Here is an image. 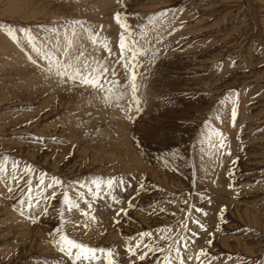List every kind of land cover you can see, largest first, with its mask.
<instances>
[{"label":"rangeland","instance_id":"obj_1","mask_svg":"<svg viewBox=\"0 0 264 264\" xmlns=\"http://www.w3.org/2000/svg\"><path fill=\"white\" fill-rule=\"evenodd\" d=\"M97 1L0 0V157H9L7 174L0 181V264H71L53 244L61 209L67 221L64 231L91 247L111 248L115 264L125 257L128 264L162 261L159 252L140 261L127 253L126 245L134 243L139 232L150 231L156 239V229L166 224L172 226L175 238L186 215L205 227L189 219L188 231H182L189 237L186 249L181 242L185 264H199L195 255L201 249L207 253L201 257L204 264H258L264 260V0H115L102 10L95 7ZM87 4L93 5L92 11ZM164 10L165 16L150 22ZM117 11L147 49L140 56L146 61L140 63L145 64L144 71L137 76L148 80L151 97V102L140 98L141 114L133 105L128 115L134 120L128 116L123 120V114L112 109L104 111V117L111 114L114 121L124 123L122 136L128 151L132 149L138 158L122 164L110 155L83 151L82 139L61 120L63 113L78 110L75 103L58 106L55 99L45 101V94L34 91L31 79L42 78L33 74L44 71L28 59L26 53L38 58L27 34L19 31L28 29L37 44H47L61 30H78L80 25L72 21L97 19L116 29L114 37L119 38ZM9 27L16 31L18 42L7 35ZM117 70L125 84L128 71L123 66ZM213 130L223 134V148L212 147L219 143ZM76 131L87 138V130ZM14 160L35 169L32 196L39 207H27V177L19 187L10 180ZM42 173L41 193L37 180ZM53 176L68 186L78 209L67 211L60 187L51 199L53 189L47 183ZM94 177L123 178L124 184L97 198L74 183ZM44 196L50 199L45 201ZM22 197L24 215L18 203ZM45 207L48 214L42 215ZM121 208L127 213L117 216ZM30 215L37 217L35 223ZM189 255L193 260H187ZM172 256L179 264L174 252Z\"/></svg>","mask_w":264,"mask_h":264},{"label":"snow or ice","instance_id":"obj_2","mask_svg":"<svg viewBox=\"0 0 264 264\" xmlns=\"http://www.w3.org/2000/svg\"><path fill=\"white\" fill-rule=\"evenodd\" d=\"M119 2V0H118ZM167 13V10H164L160 13L155 14V17L150 18V22L154 23L156 18L163 17ZM114 19L116 23L121 28V33L119 36V57L118 63L122 62V66L128 71V80L126 82L125 87H130V95L131 99L128 103V112L132 111L133 105L135 106V111L139 114L142 111L141 100L137 96L138 84H137V71L136 69L140 66L139 57L145 55L147 53V49L142 45L141 41L135 36V33L131 31L130 25L127 23L126 17L122 18L121 12L117 11L114 13ZM73 25L79 24L83 27V23L81 21H72ZM0 28H3V25H0ZM142 31L141 35L144 39H147V33L143 31V26H141ZM89 33V39L92 41L93 45L100 44L103 47L104 51L109 55H115L112 53L111 48L109 47L106 41H100L98 39V33H91L90 29H84ZM21 33H26L28 36L29 43L31 45V50L35 53L38 59H34L33 56L29 53H26L28 59L38 66L42 67V70L49 74L54 75L61 84L65 83H76L78 82L80 85H88L93 89H96L103 93V102L105 104H111L113 99L117 102V106H119V101L124 98L126 92L120 91L117 89L116 84L118 81H109L108 76L110 73L109 66L105 63V61L96 59L92 56H85L84 52L81 51L78 55L73 56L71 53V48L73 47L72 41L67 38V31L65 34L66 44L62 46L59 40L56 41L55 44L49 46L46 43L37 44L36 38L33 37L28 29H20ZM52 31H57L56 29H52ZM175 31V29H173ZM72 34L75 35V28L72 29ZM7 35L13 39V41L18 42L16 31L9 27L7 29ZM159 50H157L158 52ZM155 59V55L153 56ZM43 61V65L39 62ZM111 76L115 77L116 72L113 67L111 70ZM105 85H109L105 87ZM237 101L235 98L232 100V110L231 116L232 120L235 121L237 115ZM124 110L123 108L121 109ZM129 120H134V117L128 115ZM219 119V117H217ZM214 135L219 138V143L212 144V147H224V137L223 134L218 130H213ZM41 139V138H37ZM8 160L9 157L4 155L0 157V181L3 180L4 176L8 171ZM11 175L10 180L15 181L17 187H19V181L25 179L27 177V207L32 209L34 207H39V200H36L34 203V198L32 196V176L35 172V169L32 165L25 164L23 167L20 166L18 160H14L11 163ZM45 183V174H41L37 180L38 190L42 193L44 188L41 187ZM79 184V189L87 188L89 193L95 195V197L99 198L101 192H106L108 189L113 188L114 185L123 186L124 181L123 178H120L119 181L115 177H94L90 182H74ZM232 185L230 184L229 187ZM60 187L63 189L62 198L63 203L67 206V211L71 212L73 209H78L79 204L74 202L73 199L69 195L68 186H65L64 183L56 176L51 177V182L47 183L48 189H53L51 194V199L56 198L55 189ZM143 187V185H140ZM77 189V195L82 196L83 193ZM9 192L13 191V188L9 186ZM45 201H48L50 198L47 196L42 197ZM201 198H203V194H201ZM210 202V201H209ZM18 203L21 204V215H24L23 206L25 204V200L22 197ZM187 205V201H185ZM131 201H129V207H131ZM91 205L89 204V208ZM161 212L166 211V209H160ZM187 211L190 213L191 208H188ZM196 212H203V209L196 208ZM127 213V210L124 208L119 209L117 212V216L119 214ZM42 215L48 214V208L45 207L41 213ZM82 215H86L87 212L81 210ZM206 215V213H204ZM173 215H175L173 213ZM223 215V208L221 209V216ZM36 222L37 217L30 215L28 217ZM94 219V217H93ZM191 219L193 224L199 225L201 229L205 226L200 223L199 220L191 217L190 215H186L184 220L180 222V228L177 229L175 238L172 236V226L171 225H161L158 229H156L157 238L153 239V233L150 231L139 232L137 234V239L134 243L129 242L126 245V250L129 255H136L137 259L140 261H145L146 257L150 253L159 252L162 256V261L158 260L157 264H174L173 260V252L175 253V259L179 261V264H185V260L181 255V242L183 243V247L187 248V240L189 237L182 235V231H188V220ZM65 212L64 209L59 211V225L55 229V235L53 238V244L56 245L59 249L60 253L66 255L67 259L71 262V264H94L96 261H103V264H115L114 254L111 248H98L91 247L88 244L80 242L70 235H68L64 231V224L66 223ZM118 223V221H116ZM51 235V233H50ZM193 236L197 235V233H192ZM145 238H149L148 242H145ZM163 242V244L161 243ZM211 243V241H209ZM143 249V251H141ZM207 253L204 249H201L199 253L195 255L196 261L199 264H204V261L201 260L202 256H206ZM188 261L193 260V256L189 255L187 257ZM258 264H264V260L258 262Z\"/></svg>","mask_w":264,"mask_h":264},{"label":"bare ground","instance_id":"obj_3","mask_svg":"<svg viewBox=\"0 0 264 264\" xmlns=\"http://www.w3.org/2000/svg\"><path fill=\"white\" fill-rule=\"evenodd\" d=\"M113 1H115V0H98L95 7L98 9L100 7L102 8L105 6H110ZM90 4H87V5H90ZM91 8L93 9V5H92V7H91V5H90V7H88L89 11H92ZM106 8H108V7H106ZM54 9H55V7H54ZM94 11H96V10L94 9ZM83 12H85V10H83ZM98 17H100V16H98ZM83 23H84L83 27H81V26L76 27V29H78L79 31L76 30L75 35H73L72 33H69L67 31V38L70 39L72 41V44H73V47L71 48L70 51H71L73 56L78 55L81 51H83L86 57L92 56V57H95L96 59L105 61V63L109 66L110 73H111L112 68L113 67L115 68L116 76L113 77L109 73L108 79H109V81H118V84H116L117 89L120 91L126 92V95L124 96V98L118 102L119 106H117V102L114 99H113L111 104H105L103 102V99H102L103 93L96 90V89H93L91 86L80 85L78 82H76V83L69 82V83L61 84L54 75H49L45 72L44 73H37V72L35 73L33 71L34 77L35 76L39 77V78L41 77L42 79H40V81H36L37 79L36 80L31 79L32 80L31 84H33L34 91H37V93H39V94H45V99L47 98L45 101L49 102V101H54V99H55L58 106H63L64 104L67 105L68 103H71V105H72V103H75L74 105L78 110L76 109L77 111H75L74 105H73L71 111L72 112L75 111V112L74 113H70V112L69 113H66V112L63 113L61 120L64 123H66V122L68 123L67 126L71 128L70 129L71 134H73L74 136L76 135L75 137L78 140L82 139V143L85 145L83 151H89V152L91 151L94 153L110 155L111 159H113L117 163L119 162L121 164L125 163V162L135 161L134 158H136V156H135L134 152L131 151L132 149L130 150L131 152L128 151L126 139H124L122 136V132H124V126H123L124 123L121 120L120 121L119 120L114 121L111 114L110 115L107 114V117H104V113H105L104 111L106 110L107 112H109L111 109L113 111H116L117 113L120 112L121 115L123 114L121 117V119H123V120H124L123 117H127L128 114H130V112H128V103L131 99V95H130L131 90H130V87H127V88L125 87L126 83L125 84L122 83V80L120 79V71L121 70L120 71L117 70L118 68L122 67V62L121 63L117 62L118 61L117 57H119V48H118L119 38L114 37V30H116V29H114V30L109 29L108 28L109 23L98 21L97 19L96 20L91 19L90 21L83 22ZM84 29H90L91 33H93V34L98 33V39L100 41H106L108 43L109 47L111 48L112 53H114L115 55L109 56L104 51L103 47L100 46V44L93 45L92 41L89 39V33L86 32ZM111 30H113V31H111ZM65 34H66L65 30L64 31L61 30V32H59L58 34H56L54 36H50L47 44L49 46H51V45L56 43V41H57L56 38H60L61 40H59V42L62 46H64L66 44ZM62 38H63V40H62ZM99 55H102V56H99ZM140 58H142V57H139L140 63L142 64V62L144 60L142 61V59H140ZM145 62H143V63H145ZM141 64L136 69L137 74L144 71V66L146 63L144 64V66ZM125 74H126V76H128V73H125ZM147 81L148 80L143 79L142 74H141V77L137 78V84H138L137 96L139 98L148 100V102H151L149 100L151 97L148 98L149 97V93H148L149 87H147V84H148ZM108 86L109 85H105V87H108ZM74 99H76V100L73 101ZM122 108L124 109L123 111L121 110ZM111 111H110V113H111ZM71 115H74V116H71ZM96 123H98L97 126H95ZM78 127L81 128L82 130L88 131V136L86 139L81 137L80 133L76 131V128H78ZM70 136L74 137L72 135H70ZM136 159H138V158H136ZM208 205L210 206V204H208ZM207 208H209V207L207 206ZM94 216H95V214H94ZM205 217H206V215H205ZM209 217H211L210 213H209ZM12 219L15 220V219H17V217L14 216ZM101 228L102 227H100V229ZM92 231H94V230H92ZM107 233H109V232H107ZM102 237H104V236H102ZM117 264H128V258L125 257V259H123V262L121 261V262H118Z\"/></svg>","mask_w":264,"mask_h":264}]
</instances>
